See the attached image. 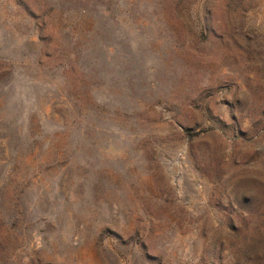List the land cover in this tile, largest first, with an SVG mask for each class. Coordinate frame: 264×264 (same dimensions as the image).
<instances>
[{
  "label": "rangeland",
  "instance_id": "374dc122",
  "mask_svg": "<svg viewBox=\"0 0 264 264\" xmlns=\"http://www.w3.org/2000/svg\"><path fill=\"white\" fill-rule=\"evenodd\" d=\"M0 264H264V0H0Z\"/></svg>",
  "mask_w": 264,
  "mask_h": 264
}]
</instances>
